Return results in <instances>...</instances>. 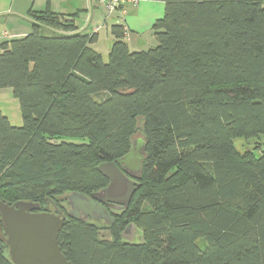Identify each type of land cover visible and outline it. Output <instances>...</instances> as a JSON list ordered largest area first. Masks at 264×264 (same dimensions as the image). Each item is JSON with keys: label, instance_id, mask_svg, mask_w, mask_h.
<instances>
[{"label": "trees", "instance_id": "obj_1", "mask_svg": "<svg viewBox=\"0 0 264 264\" xmlns=\"http://www.w3.org/2000/svg\"><path fill=\"white\" fill-rule=\"evenodd\" d=\"M161 1L145 50L114 24L104 60L95 35L48 8L29 10L30 32L0 44V89L21 117L13 125L0 111V201L44 208L105 187L97 166L129 151L141 118L140 185L111 224L65 218L66 259L264 264V0ZM128 223L135 243L121 239ZM0 264H13L3 230Z\"/></svg>", "mask_w": 264, "mask_h": 264}, {"label": "water", "instance_id": "obj_2", "mask_svg": "<svg viewBox=\"0 0 264 264\" xmlns=\"http://www.w3.org/2000/svg\"><path fill=\"white\" fill-rule=\"evenodd\" d=\"M71 20L69 17H64ZM145 157L144 138H132L129 151L113 161L101 162L97 170L107 179V185L89 194L73 191L63 197L69 206L66 215L61 211H39L37 202L19 200L12 204L0 201V216L5 243L13 264H72L61 253L57 243L64 219L111 224L114 216L108 208L124 209L140 185L141 165ZM140 230L128 223L121 239L137 242Z\"/></svg>", "mask_w": 264, "mask_h": 264}, {"label": "crops", "instance_id": "obj_3", "mask_svg": "<svg viewBox=\"0 0 264 264\" xmlns=\"http://www.w3.org/2000/svg\"><path fill=\"white\" fill-rule=\"evenodd\" d=\"M46 8L71 18L77 31L95 35L91 46L101 54H107L114 40L110 32L114 24L124 26V41L131 51L153 46L152 25L163 16L165 3L161 0H139L135 5L125 2L109 12L105 3L95 0H0V44L30 32L32 18L29 10L42 11ZM121 9L125 12L122 13ZM95 27H98L97 31H94ZM7 89H0V102H6L1 100L2 97L10 101L11 90ZM2 113L10 122L8 115ZM18 119L21 122V117L18 116Z\"/></svg>", "mask_w": 264, "mask_h": 264}, {"label": "rangeland", "instance_id": "obj_4", "mask_svg": "<svg viewBox=\"0 0 264 264\" xmlns=\"http://www.w3.org/2000/svg\"><path fill=\"white\" fill-rule=\"evenodd\" d=\"M102 57L104 60L107 59V54L106 52H103L102 54ZM9 90V89H7ZM7 92V91H6ZM10 101L8 102L6 97H2V101H6V102H0V103H4V104H0L1 106V109H2V112H4L6 115H8L9 119H10V122L11 124L13 125H21V122L18 118H20V112H19V107H18V103H17V100L13 97V95L11 94L10 95ZM141 118L138 119V126H137V130L135 131V133L133 134V138L137 139V138H142L143 135H142V131H141ZM254 139L253 141L252 140H244V139H238V140H234V144L236 146V148L240 151H242L243 149L245 148H248L252 145V143H254L256 141L255 138H252ZM262 150L264 151V146H262ZM2 228L0 227V235H2ZM100 236H104V237H109L108 235V232L107 231H101L99 233ZM201 244V242H200Z\"/></svg>", "mask_w": 264, "mask_h": 264}, {"label": "flooded vegetation", "instance_id": "obj_5", "mask_svg": "<svg viewBox=\"0 0 264 264\" xmlns=\"http://www.w3.org/2000/svg\"><path fill=\"white\" fill-rule=\"evenodd\" d=\"M68 208H69V206L67 205L66 202L65 203H63V202L62 203H58V206H56L54 201H49L48 203L45 204V207L44 208H40L39 211L57 212L58 209H59V211H61V214L66 215V211L68 210ZM108 210L110 212L111 211L115 212V210H120V209H115V208L109 207Z\"/></svg>", "mask_w": 264, "mask_h": 264}, {"label": "built area", "instance_id": "obj_6", "mask_svg": "<svg viewBox=\"0 0 264 264\" xmlns=\"http://www.w3.org/2000/svg\"><path fill=\"white\" fill-rule=\"evenodd\" d=\"M99 3H105L109 12L117 8L121 3L129 2L133 5L137 4L139 0H95ZM121 12L124 13L125 10L121 9ZM98 27L94 28V31H97Z\"/></svg>", "mask_w": 264, "mask_h": 264}]
</instances>
